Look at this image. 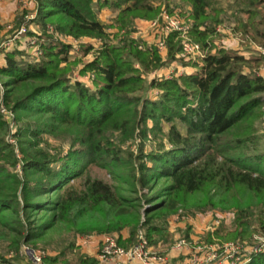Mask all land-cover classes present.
I'll list each match as a JSON object with an SVG mask.
<instances>
[{"label": "trees", "instance_id": "trees-1", "mask_svg": "<svg viewBox=\"0 0 264 264\" xmlns=\"http://www.w3.org/2000/svg\"><path fill=\"white\" fill-rule=\"evenodd\" d=\"M163 1L37 0L41 29L51 24L63 35L102 38L105 44L79 71L94 74V88L68 75L69 65L79 59H71V45L52 35L44 33L47 42L39 61L27 59L17 49L6 53V64L0 66V76L5 78L0 102L12 107L21 124L14 136L21 144L22 158L6 139L10 127L0 113V247L17 251L56 227L83 235L129 228L132 237L139 227H146L150 242L155 243L156 236L169 235L165 223L180 207L192 214L234 209L233 228L222 224L213 232L216 237L245 238L256 222L264 229V152H253L250 147L255 141L246 137L263 113L264 79L258 71L264 56L247 57L216 45L221 36L218 26L227 16L218 0H181L192 6L190 36L207 54L193 64L192 73L151 80L150 86L160 94L146 96L143 73L175 60L190 65L182 55L179 32L168 36L169 53L163 61L154 46L139 48L141 41L124 37L111 43L107 29L114 25L130 32L137 18L158 17ZM240 4L245 18L235 15L234 32L245 42L264 45V0H241ZM104 9L117 12L112 24L99 20ZM17 21L16 28L24 23L23 17ZM3 29L0 23V38ZM91 50L90 44H83L78 54L83 57ZM149 119L157 125L171 123L167 133L171 147L148 154L150 163L141 161V175L134 173V181L152 190L162 178L172 181L149 197L142 222L140 196L128 197L102 178L76 180L97 163L118 182L130 184L117 168L132 165V160L116 141L134 138L139 125V134L146 138ZM178 120L185 124L186 133L179 129ZM45 134L68 141L70 151L51 154ZM133 191L138 192L136 187ZM74 248L71 241L57 257L46 261L97 264L95 257L74 253ZM247 264H264V253Z\"/></svg>", "mask_w": 264, "mask_h": 264}, {"label": "rangeland", "instance_id": "rangeland-1", "mask_svg": "<svg viewBox=\"0 0 264 264\" xmlns=\"http://www.w3.org/2000/svg\"><path fill=\"white\" fill-rule=\"evenodd\" d=\"M240 1L241 0H218L219 5L223 6L227 11H230L233 9L234 11L237 10L238 12H240V10L242 9ZM18 3H19L20 15H21L20 17H23V20L25 21V17H24L25 14L24 13L27 10H25L21 7L19 0H18ZM161 3H162V11L164 9H166V10L170 9V10H173L176 12H180L182 15L185 14L184 16L187 18H191L190 17L191 11L189 12L190 9L188 8V5L190 6V4L183 3L181 0H169V1L164 0ZM156 4H160V2H158ZM106 11H108V12H106ZM116 14H117L116 11H113V10L111 11V10L106 9L105 11L100 12L98 17L102 23L112 24L113 18L116 16ZM227 14L231 19V16H230L231 14L230 13H227ZM239 14L242 15V13H239ZM156 18H154V19H156ZM141 20L147 21V20H153V19L137 18L135 20L134 24L131 26L132 30L136 29L137 24H139L140 23L139 21H141ZM109 21H111V22H109ZM14 22L15 23H10L8 25H13L14 27L17 26V24H16V22H18L17 18H16V21L14 20ZM34 26H35V24H34ZM49 26L52 27L53 25H51V24L47 25L46 29ZM4 29H7V28H4ZM46 29H44V31ZM115 29H117V28L113 25L112 27H110L107 30H112V32H114ZM40 30H41V28H40ZM7 33L8 32H6V34H3V35L1 33L0 40L3 39V37L5 35H7ZM80 40L83 41L82 42L83 44H84V42H86L84 38H81ZM252 44L253 45L257 44L258 47L264 48V45H262L260 43L255 42ZM251 53H252V55L263 56L262 50H258L257 52L252 51ZM70 57H71V59H75L77 57L79 59L78 62H75V63L69 65L70 71H69L68 75H70V73H71V75L73 76V75L77 74L83 68L84 62L87 61L88 57L91 58V55L87 56V58H86V56H83V57H85V59L78 53L71 55ZM62 66L63 67L66 66V63H63ZM153 72L143 73V77L146 78L145 94H146V96H150L151 98H157L159 96V94H157V93L155 94V92H157V91L160 92V91L158 89H154L150 86V83H151L150 77H151V74ZM4 80H5V78L3 76H0V82L4 84ZM87 84L91 88H94L96 86V84L94 85V83H87ZM0 90H1V93H4V91H5V89H1V88H0ZM262 96H264V94ZM0 105H4V107L6 109H8L9 111H12V113L14 115L13 116L14 122H12V119H10V121L12 122V124H11L9 122L8 118H6V116L1 112V109H0V113L4 116V119L8 122V125L10 127V132L6 136V139H7V141H9L11 144H13L15 146V149L19 155V158H22L21 144L19 142V139L16 136H14L15 133L17 132V130L19 129L20 125H21L19 123V121H17V119H16L17 114L12 109V107L10 105H8L4 100H3V102H0ZM261 109L263 111L262 115L258 119L253 121L252 129L254 128V131L252 130L253 131V132H251L252 134L246 133V137L249 135L247 138V139H249L248 141H255L253 144L251 143V147H250L253 152H264V104H263ZM176 124L178 125V127L182 133H186V130H187L186 126L181 120H178ZM146 126L148 127V136L146 138H143L139 134V131H141V129H142V126H140V125L137 128V132L135 134V137L132 139H129L127 141H118L117 140L118 134L117 135L115 134L116 135L115 139L117 140L116 143L119 144L123 148V150L125 151V157L126 158L131 157V160H132V165L126 164L125 166L119 167L117 169L119 171L124 172L123 174H125L124 176L128 179L130 184L136 183L134 186L136 187V189L138 191L137 193H135V191H133V189L135 188L134 186L132 187L130 184L118 182L117 178H115L111 173H109L108 169L98 165L97 163L90 164V166L85 171L84 176L80 177L79 179L76 180V181H78L77 183H80V182L84 181L88 176H90L92 178L98 177V178H102V179L110 182L115 187H117V189H120L122 194H124L128 197L135 198L137 196H140V198H142V200H143L142 201L143 206H141V208H140V210L142 212V216H141L142 222H144L147 218L146 210L150 206V203L148 202L149 197L151 195H153L155 192H157L159 189H161L162 187L166 186L167 184H170L172 181L170 178H162V179L158 180V183L154 186L153 190L150 189L149 186H143L138 181H134V176H133L134 173H136V175L138 177L141 175L140 174L141 171L139 168V164L141 163V161L144 160L146 163H150L149 159L146 157L148 154L153 153V152H158V151H160V149H163L165 147H168V148L171 147V143L167 137V133L169 131V127L171 126V123H168L166 121H160L159 124L157 125V122H155L152 119H149ZM43 138L46 139V142L48 143V145L47 146L45 145V147L48 148V151H50L51 154H57V153L61 152V153H63V155H66L71 149V145L69 144L68 141H64L62 138L61 139L57 138L55 135L45 134ZM141 157H143V158H141ZM18 170L20 171V169H18ZM20 173L22 176H24V173H22V171H20ZM32 177H34V176L32 175ZM235 217H236V213H235L234 209L225 210V209L213 208V209H209L206 211H197V212L192 214L191 212L186 210L184 207H180L178 212L169 216L166 223H165V228L168 231L169 235H167V236H164V235L156 236L154 238V239H156V242L155 243L150 242V243L152 246L155 247V246H158L159 242H163V244L165 245L164 248H162L163 250H161V249L158 250L157 249L158 247L154 248L155 250L161 251V252L169 251V249H171V247L179 239H182V238H185L188 241L193 242V243L197 242V243H203V244L240 242L242 247H249L251 245H254V243L257 242L256 237L261 236V234H262L261 232L264 231V229L261 228L257 222L253 223L252 233L245 238L224 239V238L216 237L215 235H213V232H215L216 229L219 226H221L222 224H225L228 227V229H232L233 225H234ZM217 219L221 220V223L218 227L215 225V221ZM196 223H198L201 226L200 227L201 229L198 228L199 232L195 231V228L197 226ZM140 228L141 227H139L138 230ZM144 229L146 230V233H147V228L144 227ZM104 234H112V235L118 237L120 242H122L126 245H129L132 242H134L135 236H136L135 235L134 237H132V235H130V229L129 228H123L119 231H114V232H104V233L94 232L92 234L83 235L81 233H77V234L69 233L67 231L61 230L59 227H56L55 230L52 229V230L48 231L37 242L31 243L29 245H31L35 249L43 251L45 253V258H44L45 264H50L46 260L48 258L57 257L60 254V249H62L63 247H67V244L69 242H71V241L75 242V248H74L73 252L77 253L78 251H81V248L77 244L78 241H81L83 239L90 240L94 236L101 238V236ZM98 248H99V246H98ZM20 250L21 249H19L17 251H13V252L17 255L20 253ZM10 252H12V251L8 250L7 247H5L4 245L1 246L0 247V258L1 259L6 258ZM74 253L70 254L67 257V259L68 260L72 259L75 256ZM17 258H19V256H17Z\"/></svg>", "mask_w": 264, "mask_h": 264}, {"label": "built area", "instance_id": "built-area-1", "mask_svg": "<svg viewBox=\"0 0 264 264\" xmlns=\"http://www.w3.org/2000/svg\"><path fill=\"white\" fill-rule=\"evenodd\" d=\"M21 7L25 11V21L19 27L8 25L6 28L7 35L0 40V56L6 57V53L15 49L22 51L24 57L29 60L39 61L44 53V45L47 42L44 33L52 35L55 40L62 41L71 45L70 54L74 55L80 52L82 40L72 36L63 35L49 26L45 31L40 30L38 25V2L37 0H19ZM30 9V10H29ZM148 27L153 31L152 41H147L140 36L138 26L135 30L126 32L125 30L112 32L107 30L109 41L118 43L122 38L127 37L135 41H141L139 48L148 49L154 46L166 60L169 53L167 38L173 32H179L182 55L188 61H201L205 58L207 51L199 43L192 40L190 30L194 26V21L187 18L180 12H169L164 9L159 17L153 20H147ZM35 24V26H34ZM38 28V29H37ZM119 35V36H118ZM92 50L86 55H91L89 61L95 59L99 51L103 48L105 40L95 38L90 42ZM264 56V48L259 47ZM157 70L151 74L150 79H163L162 75H157ZM184 74V73H182ZM259 76L264 79V63L258 71ZM175 75V74H174ZM170 75L166 78H171ZM181 75V74H180ZM73 80H79L85 84L93 83L94 74L77 73L72 76ZM88 85V84H87ZM0 88L4 89V84L0 82ZM160 92H155V94ZM2 106V107H1ZM1 112L8 118L12 124L14 122L13 113L0 105ZM12 119V122L10 121ZM220 219L215 221L218 227ZM216 227V228H217ZM261 236H257V242L249 247H242L240 242H225L217 244L193 243L185 238L179 239L167 252H161L154 249L147 236L146 230L140 228L135 236L134 242L125 246L121 244L118 237L112 234H104L100 238L99 248L96 254L98 264H173L174 255L184 253L182 264H247L256 255L264 253V231ZM19 256V258H17ZM45 253L33 248L29 244H23L19 254L13 251L4 259L0 258V264H45ZM26 261V262H25Z\"/></svg>", "mask_w": 264, "mask_h": 264}, {"label": "crops", "instance_id": "crops-1", "mask_svg": "<svg viewBox=\"0 0 264 264\" xmlns=\"http://www.w3.org/2000/svg\"><path fill=\"white\" fill-rule=\"evenodd\" d=\"M190 6L188 5V8L190 9L189 12L190 11L192 12V6L191 7ZM105 10L106 9H104L103 11H105ZM108 10H111V9H108ZM18 11H19L18 0H0V23L2 25H4V28H6L7 25L10 23H15L14 20L16 21V18L18 19L21 16L20 11L19 12ZM106 12H108V11H106ZM227 13L231 14L230 15L231 19L227 14V16H225V18H224V20H225L224 23L218 26V31L221 34V36H220V38L217 39L216 45L237 50L241 54H243L247 57H249L252 54L251 53L252 51L257 52L259 50V47L257 44H254V45L252 44V43H255L254 41H250L249 43L245 42V40L240 37L241 36L240 34H237L236 32H234V29L236 26V21H235L234 17H235V15H240L239 13H242L241 10H240V12H238L237 10L234 11L232 9L230 11H227ZM240 16L245 18L243 13ZM109 22H111V21H109ZM139 22L140 23L137 24V26L139 29L140 36L149 42L152 41L153 31H151L150 28L148 27V22L146 20L145 21L141 20ZM3 34H6V29H3L2 35ZM84 39L86 42H90L95 38L84 37ZM83 58L85 59V57H83ZM89 58L90 57H88L87 61L90 60ZM185 61H187V60L185 59ZM188 62H190V65L186 66L182 62H180L179 60L172 61L169 65L164 66V67L160 68L159 70H157L156 74L162 75V77L166 78V77H168L170 75H174V74L180 75L182 73H187V74L192 73L196 70V68L193 67V64L201 62V61L188 60ZM5 64H6L5 58L0 56V66H4ZM156 79H158V76H156ZM196 224H197V226L195 228V231L199 232V229H201L200 228L201 226L198 223H196ZM99 242H100V237L94 236L90 240L83 239L81 241H78L77 244L81 248L82 253H84L88 256H93L96 258ZM164 246L165 245L163 244V242H159L158 246H155V247L156 248L158 247L157 248L158 250H160V249L163 250L162 248H164ZM184 256H185L184 253L181 255H174L173 264H182ZM97 264H98V262H97Z\"/></svg>", "mask_w": 264, "mask_h": 264}]
</instances>
